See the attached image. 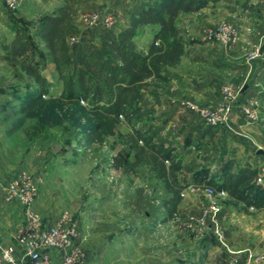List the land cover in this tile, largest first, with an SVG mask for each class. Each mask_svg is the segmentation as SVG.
Here are the masks:
<instances>
[{
  "label": "rangeland",
  "instance_id": "rangeland-1",
  "mask_svg": "<svg viewBox=\"0 0 264 264\" xmlns=\"http://www.w3.org/2000/svg\"><path fill=\"white\" fill-rule=\"evenodd\" d=\"M62 1L18 0L16 8L11 9L1 0L5 13L0 18V145L6 146L12 164L11 178L25 171L36 183L41 200V208L36 210L42 223H50L51 217L68 211L77 225L76 264H264V208L246 210L245 205L235 201L227 191L212 194L208 188L193 183L194 180L201 184L209 179L221 181V163L233 158L238 168L248 150L254 154L264 153V136L241 124L242 120L249 124L258 122L264 110V97L249 96L247 91L257 76L256 69L264 64V36L259 42L251 36L255 23L242 25L229 18L223 7L216 10L203 7L185 15H181V11L176 25L181 37L194 43L193 55L206 51L199 45L203 41L212 43L214 53L235 55L237 64L232 65L231 70L238 71L223 80L217 87L218 97L206 103L193 97H176L169 80L152 78L142 88L146 95L142 102L145 117L138 126H151L158 141L166 140L167 145L175 148L183 165L180 180L187 184L177 214L169 217L163 206L169 194L149 165L140 164L129 172L114 167L115 156L127 163L135 159L134 150L122 141L121 134L128 131L125 125L119 128L121 134L100 145L88 140L91 122L79 105L48 103L32 111L26 110L37 85L19 62L10 63L5 58L2 43L9 47L18 29H23L31 46L22 60L41 62L42 73L51 83L50 95L58 96L63 84L40 32L43 19L57 13L60 7L57 5L60 2L63 5ZM157 1H72L75 15L68 25L72 32L68 37L72 54L75 57L84 43L99 47L103 29L117 34L131 13ZM258 5H261L258 11L262 10L264 0H259ZM94 14L101 18L98 23L86 20ZM107 16L112 18L113 24H106ZM224 23L238 29V38L232 45H225L214 36ZM139 30L137 49L141 52L155 28L144 24ZM257 50L260 55L251 59L250 54ZM111 58L119 61L116 55ZM181 67L185 73L194 75L191 56ZM225 88L235 94L229 102L231 119L210 124L202 110L217 109L224 102ZM167 96L185 111L164 124ZM185 114L190 124L187 122L182 129L181 116ZM1 152L2 148L0 155L7 153ZM223 153L226 157H222ZM259 170L261 181L256 178L245 184L249 185L250 197L264 196V166ZM24 226L25 223L18 230H12V234H6L8 239ZM55 251L46 249L52 263Z\"/></svg>",
  "mask_w": 264,
  "mask_h": 264
},
{
  "label": "trees",
  "instance_id": "trees-1",
  "mask_svg": "<svg viewBox=\"0 0 264 264\" xmlns=\"http://www.w3.org/2000/svg\"><path fill=\"white\" fill-rule=\"evenodd\" d=\"M72 1L64 0L57 13L47 15L41 22L40 38L63 84L58 96L50 95L51 83L42 73L41 62L22 60L31 46V40L23 29H18L9 47L3 45L5 58L10 63L19 62L37 85L26 110L32 111L48 103L79 105L91 122L87 130L88 140L100 145L121 134L119 128L125 125L128 131L121 134L122 141L134 150L135 159L127 163L115 156L114 167L129 172L140 164L149 165L169 194L163 206L169 217H174L187 187L180 180L183 165L175 148L158 141L151 126H138L145 117L142 102L146 95L142 88L152 78L167 82L166 69L177 65L185 54V41L176 25L180 12L197 11L218 0H158L154 5L131 13L130 26L117 34L103 29L100 46L84 43L75 57L68 44L72 33L68 25L75 15ZM144 24L159 27L145 54L137 49L135 41L138 28ZM113 55L119 58L118 62L112 60ZM235 163L236 160L228 159L223 164L221 181L209 179L201 184L194 180L193 183L213 188L216 192L227 191L235 201L244 204L246 210L249 207L263 209L264 196L250 197L249 185H245L258 177L259 170L248 164L235 171Z\"/></svg>",
  "mask_w": 264,
  "mask_h": 264
},
{
  "label": "crops",
  "instance_id": "crops-1",
  "mask_svg": "<svg viewBox=\"0 0 264 264\" xmlns=\"http://www.w3.org/2000/svg\"><path fill=\"white\" fill-rule=\"evenodd\" d=\"M258 2L259 0H245V3H243L241 0H218L215 2L214 1L209 2L205 6V8L216 10L219 7H223V9H225V11L228 13L229 18H231L232 20L237 21L242 25H244L245 22L255 23L256 27L253 28L251 36L252 38L254 37V39L257 42H259L260 40H262V36H264V27H262L261 25L259 26V24H264L263 23L264 7L262 10L258 11L261 8V5H258ZM61 4L62 3L60 2L57 6H61ZM3 13L5 12L1 5V0H0V18H3L4 15ZM189 13H194V11L181 12V15H185ZM129 26H130V17L129 20L127 19L126 21L122 22L121 24L122 28L119 31L128 28ZM151 26H153L155 30L149 42L141 50L143 54L147 53L148 47L153 40L154 34L159 28L158 25L156 24H151ZM139 32L140 30L138 28L137 34L135 36L136 45L138 44L137 43L138 36H140ZM184 41H185V54L182 60L177 65L168 67L166 69V74L169 78V83L172 84V93L173 95H176V97H181V98L193 97L194 99L199 100L203 103L213 101L219 95V88L217 87H219L222 81L227 79L228 76L230 75L232 76V74H236L234 72L238 71V70L236 71L231 70L233 68L232 65L236 66L237 64V60L234 59L235 55L231 53L225 54L222 52L214 53L213 51L214 49H212L211 48L212 45H210L212 43L205 41H203L204 43H200L199 45L204 46V49L206 51L198 55H193V53H195L196 51V48L193 47L194 43H192V41L190 40H184ZM3 45L5 44L2 43V47ZM4 52L2 54H4ZM217 55L220 56L218 57ZM190 56H191L192 66H194L195 68V69L193 68L195 72L194 75L185 73L181 67L186 62V59L188 60L190 58ZM215 57L217 58L214 59ZM247 68H248V72H251V70H249L250 67ZM255 75L257 76L254 78L252 87L247 89L248 95L249 96L259 95L264 97V85L262 87H259L262 84H264V64H262V66H260L258 70L256 69ZM184 111L185 109L181 108L180 104L170 102L169 97L165 98L164 124H168L169 122L174 121L176 118L179 117V114ZM181 117H182L181 122L184 125V126L181 125L183 129L186 127L187 122L188 125L190 124L189 121L190 119L188 116H186V114ZM241 124L245 126L247 130L255 129L256 134H258L259 136H264V110H263L262 118L258 122L249 124V123H245V121L242 120ZM192 138H193L192 140L194 141L195 137L193 136ZM164 142L167 141L164 140ZM1 148L3 153L7 152L5 145H0V150ZM224 156L226 157V153H223L222 157ZM8 157H9L8 152L0 155V165H1L0 166V241L8 239V236L6 234L8 235L10 233L12 234L13 232L12 230L14 229L18 230V228H21V226L24 225L25 223L20 205H18L17 203H12V204L7 203L4 199L3 187L11 179V176L9 174L10 172L9 168H11L12 164L9 162ZM242 160H244V162L242 163V165H240L241 167L249 164L252 168L259 170L262 166H264V153L262 151H259L258 153L254 154L253 152L248 150L245 153V155H243ZM235 165L237 166L236 163ZM219 167H221L220 169H222L223 164L221 163ZM234 170L237 171V168L235 167ZM40 203L41 200L37 198L34 204L35 209L41 208ZM49 222H51V219H49ZM54 257L55 258L53 259V264H61L62 253L55 251Z\"/></svg>",
  "mask_w": 264,
  "mask_h": 264
},
{
  "label": "built area",
  "instance_id": "built-area-1",
  "mask_svg": "<svg viewBox=\"0 0 264 264\" xmlns=\"http://www.w3.org/2000/svg\"><path fill=\"white\" fill-rule=\"evenodd\" d=\"M18 0H5L9 8L15 9ZM92 19V20H91ZM101 18L97 14L86 17L93 23H98ZM101 21H104L103 19ZM106 24H113L112 18H105ZM216 39L227 45L233 44L238 38V29L229 24L221 25L214 33ZM260 55V50L250 54V58ZM224 102L217 109L202 110V115L208 123L215 124L227 122L231 118L229 102L235 98L232 89H224ZM249 116L251 111L246 109ZM261 181L260 175L257 177ZM210 193H217L213 188L207 187ZM4 199L7 203L20 205L25 221V228L16 233L11 239L0 241V264H53L51 257L46 252L48 248H54L62 253L61 264H76L77 252L74 249V241L77 235V225L70 217L68 211L60 216L53 217L50 223H42L40 215L34 207L38 198V187L28 172L20 171L15 174L3 187ZM257 209L256 207H251Z\"/></svg>",
  "mask_w": 264,
  "mask_h": 264
}]
</instances>
